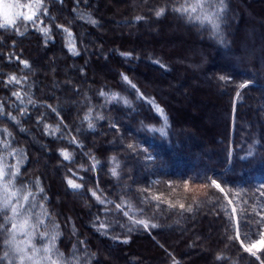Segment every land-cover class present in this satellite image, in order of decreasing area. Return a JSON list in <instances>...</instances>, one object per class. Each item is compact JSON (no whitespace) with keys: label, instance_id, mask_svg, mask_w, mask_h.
Masks as SVG:
<instances>
[{"label":"trees","instance_id":"1","mask_svg":"<svg viewBox=\"0 0 264 264\" xmlns=\"http://www.w3.org/2000/svg\"><path fill=\"white\" fill-rule=\"evenodd\" d=\"M45 3L49 17L42 19L52 28L51 40L45 41L30 26L24 36L0 31V104L16 117L13 121L0 116V130L11 133H0V141L9 139V151L23 154L17 187L28 184L37 193L33 211L41 215L43 203L51 214V220L45 218L48 229L59 225L60 251L68 255L77 245L82 264H173V258L178 264H260L239 241L228 239L236 234V221L230 222L221 205L228 204L237 185L251 193L264 180V0H228L227 19L221 25L225 44L209 28L190 24L170 10L156 18L154 10L166 6V0ZM89 16L95 25L88 22ZM137 16L145 19L137 21ZM57 24L70 29L79 55L69 52L67 34ZM11 75L22 83L5 84ZM220 76L232 82L225 85ZM244 81L253 83L240 90L237 100ZM102 90L108 97L100 95ZM13 92H20L23 103ZM113 93L129 105L110 102ZM149 101L164 110L166 126ZM89 121L94 130L88 128ZM45 125H59L61 130L47 135ZM153 127H164L166 134L150 131ZM73 138L82 147L69 143ZM254 141L259 142L254 156L240 159ZM61 150L69 152L73 162L65 161ZM148 155L153 159H146ZM91 157L99 161L96 169L81 171L82 165L91 168ZM111 157L120 163L119 179L111 175ZM7 163L15 165L17 159L8 156ZM70 168L77 173L76 182L83 184L80 192L66 183V177H72ZM37 178L43 193H38ZM211 179L231 189L227 199L208 186ZM97 184L102 190L97 194L112 204L100 205L91 196ZM145 197L149 203L143 202ZM246 199L248 205H228V213L237 207V219L240 208L250 214L255 198ZM122 200L131 204V210L124 207L131 216L161 227L145 231L133 226L114 209ZM180 204L192 205V211ZM105 208L111 211L105 213ZM256 210L261 211L259 206ZM97 215L112 225L108 235L94 226ZM259 219L252 214V221ZM258 230L252 223L242 228V233H250L244 242L258 240ZM114 236L121 239L114 241ZM124 238L127 244L121 242ZM3 251L0 248V255ZM257 254L264 260V251ZM218 255L225 259L218 261Z\"/></svg>","mask_w":264,"mask_h":264},{"label":"snow or ice","instance_id":"2","mask_svg":"<svg viewBox=\"0 0 264 264\" xmlns=\"http://www.w3.org/2000/svg\"><path fill=\"white\" fill-rule=\"evenodd\" d=\"M79 2V0H77ZM87 3V0H84ZM48 4L55 5L56 3L63 4V0H47ZM19 9V10H18ZM178 15L179 18L184 19L186 22L199 25L201 29L209 28L211 35L218 40L220 44H225V37L221 29V25L227 19V13L229 10L228 0H174L173 3H168L166 0V6L159 7L154 10V15L156 18L164 16L167 11ZM76 11V9H73ZM42 17H49V8L46 6L45 0H31V2L26 4H21L16 2V0H0V31L11 30L14 34L24 36L25 33L29 31V26L32 27L35 31L42 34L45 38V41L52 39V28L48 25H44V20ZM81 19H84L83 14L80 16ZM54 20V18H51ZM137 21L145 19L143 16H137L135 18ZM88 22L95 25L97 22L88 17ZM24 25L23 31H21V25ZM44 25V26H41ZM57 28L62 29L64 33L67 34V47L69 52L72 55L77 56L80 53L76 50V42L73 38V34L68 27L63 25H56ZM15 44V41H13ZM124 56H130V53H122ZM19 63L23 64L25 68H29L30 64L26 60H22L17 57ZM160 66V68L167 70V66L161 63L158 60L153 61ZM122 79L128 83L132 88H136V85L133 84L129 78L121 73ZM26 79V77H25ZM220 81L225 85L232 82L231 77L220 76ZM5 84H21L22 80L17 78L15 75L8 77ZM253 82L244 81L239 84L238 90L236 92V99H241L240 90L248 88ZM138 98L143 99V94L139 93L137 89ZM14 96L23 103L20 92H13ZM101 96L108 97V94L103 90L100 92ZM111 101L122 100L125 105H129V101L123 97H120L118 94L113 93L109 98ZM32 102L31 100L29 101ZM153 104V107L158 113H160L164 125H167V117L164 115V110L160 108L159 105H156L154 101H149ZM50 107V106H49ZM56 111V109H52ZM24 114L23 112L21 113ZM7 115L9 119L15 121L16 117L13 116L10 112L6 113L4 111V106L0 104V116ZM104 117L98 116L97 119H103ZM85 120H89V116L84 117ZM38 123L41 120L37 121ZM62 123V121H61ZM112 127H116L115 124ZM88 128L94 130L95 125L89 121ZM60 126L57 125L55 128H51L49 125H45V134L55 136L56 133L60 132ZM153 132H160L161 135H165L164 127L159 129L153 127L149 129ZM0 133L10 137L11 133L7 129L0 130ZM69 143H75L77 147H82L79 142L73 138ZM259 143L254 141L252 145L249 146V151L245 157L240 159H247L248 157H253L255 153V144ZM129 148H133V145H129ZM11 148V141L7 138L0 141V150H3L2 155H0V237L3 239L0 240V248H3V255H0V264H82V257L77 254V245H73L72 251L66 255L64 252L60 251L57 247V240L60 236L58 231L59 225L53 223L51 229H48L46 224V219L51 220V214L44 207L43 203L39 204L40 209L42 210L41 215H37L33 209L37 207V193L33 192L30 189L28 184H21L17 187V180L21 175L20 165L23 163V154L16 149ZM60 155L65 161L73 162V157L71 154L65 150H61ZM12 156L17 159L15 165H9L7 163V157ZM229 157H232V152H229ZM111 162L113 167L111 168V175L119 179L118 169L120 168V163L116 157H111ZM146 159L151 160L153 157L151 155L146 156ZM92 166L91 168H84L81 166V171H94L99 164V161L95 157H91ZM72 172L71 168L69 169ZM77 173L72 172V177H66V183L68 187L74 192H80L83 188L82 183L76 182ZM82 181L83 177H79ZM157 183V182H154ZM226 183V182H225ZM36 188L38 193H43L44 189L40 187L39 179L35 181ZM169 186L171 184L169 183ZM209 187H214L219 190L221 193L225 194V198L228 197V191L225 187H222L221 183L216 179H211ZM236 191L232 193V199H228L227 205H221V209L225 212V215L229 217L230 222L235 220V236H229L230 241L236 240L240 242L241 247L251 256L255 257L256 260L260 261V264H264V260H261L258 252L264 251V180L258 182L253 186V190L249 193L248 189L242 187L241 185L236 186ZM91 191V196L95 198L96 202L100 205L112 204L113 201L102 198L101 195L97 193L102 191L97 184L94 190ZM251 195L255 198V204L252 205L251 213L245 215V209L240 208L239 219L236 218L237 207H233L231 213H228V205H232L234 201L239 205H248L249 200L246 199ZM47 199V197H43ZM152 199H159V197H152ZM144 203H149L150 200L148 197H145L143 200ZM125 205L128 206L129 210L132 209L131 204L128 201L122 200L121 203H116L114 209L117 213H123L125 217L131 222L133 226H142L145 231H150L151 229H156L161 227L159 224L152 223L150 220L145 219H136L135 217L129 214V211H125ZM257 206L261 211H257ZM159 207V205H157ZM172 207V205H169ZM179 207L186 211H192V205H188L185 208L184 204H180ZM108 208L104 209L105 213L110 212ZM142 211V210H141ZM252 214L260 216L259 220L252 221ZM97 222H99L97 224ZM118 223V221H117ZM249 223L254 225H259L258 230V240H253L252 243L246 244L244 241L250 239V233H242V228H247ZM94 226L97 228V231L101 235H108V229L112 227L111 224L102 221L100 216L97 215L94 222ZM121 228L125 225L120 224ZM43 228V230H42ZM129 232L133 231V228L128 229ZM243 235V239L241 238ZM114 241L120 240L119 236L110 237ZM37 240L40 243H37ZM122 243L127 244L128 238L121 240ZM81 245L85 242L80 241ZM171 255V254H170ZM95 254H93L94 258ZM218 261L225 259V257L218 255L216 258ZM173 264H178V262L173 258Z\"/></svg>","mask_w":264,"mask_h":264},{"label":"rangeland","instance_id":"3","mask_svg":"<svg viewBox=\"0 0 264 264\" xmlns=\"http://www.w3.org/2000/svg\"><path fill=\"white\" fill-rule=\"evenodd\" d=\"M16 2H19L21 4H26V3H29L31 2V0H16ZM19 10V9H18Z\"/></svg>","mask_w":264,"mask_h":264}]
</instances>
